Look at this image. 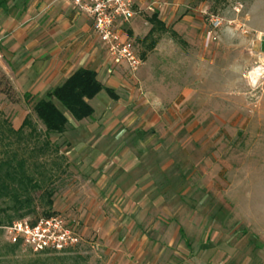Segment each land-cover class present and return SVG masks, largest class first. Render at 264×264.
Listing matches in <instances>:
<instances>
[{"label": "rangeland", "instance_id": "374dc122", "mask_svg": "<svg viewBox=\"0 0 264 264\" xmlns=\"http://www.w3.org/2000/svg\"><path fill=\"white\" fill-rule=\"evenodd\" d=\"M150 8L176 34L146 36L152 10L133 23L130 38L142 64L114 103L123 111L119 122H106L107 114L78 122L57 105L69 122L63 133H48L33 112L46 95L18 92L10 80L13 93L0 94V161L22 160L39 184L30 189L33 213L26 217L60 214L80 235L62 252L11 250L3 229L15 211L11 199L1 200L0 264H264V0ZM129 94L138 97L128 102ZM142 96L156 106L154 136L139 131L141 108H133ZM108 103L104 91L92 101L96 113ZM26 116L31 125L17 135ZM105 127L125 128L105 134ZM116 134V156L124 146L140 156L142 148L129 145L152 137L144 150L151 189L123 196L110 180L100 186L113 156L104 144ZM100 158L106 160L97 165Z\"/></svg>", "mask_w": 264, "mask_h": 264}, {"label": "crops", "instance_id": "0c3cea01", "mask_svg": "<svg viewBox=\"0 0 264 264\" xmlns=\"http://www.w3.org/2000/svg\"><path fill=\"white\" fill-rule=\"evenodd\" d=\"M181 1L135 0L137 14L125 25L127 36L130 38L133 23L139 19L140 14L152 10L150 5L176 4ZM154 13L157 14L158 20H163L158 8L153 9L145 19L146 24L150 23L151 27L150 18ZM172 31L176 34L174 29ZM263 45L264 41H261V48ZM111 67L112 63L106 58L102 43L90 30L88 17L76 12L67 0H0V70L9 78L18 92L42 97L63 83L76 69L86 68L94 71L97 80L103 85V89L88 101L93 108L92 116L107 114L106 122L112 118V124H115L119 122L123 111L118 106L114 107L121 101L122 95L128 93L125 86L128 74L123 68H115L111 74H108L107 70ZM129 79L138 81L136 77ZM105 88L111 89L116 98H112ZM103 91L107 94L110 103L102 112L96 113L92 101ZM137 97V95L129 94L128 102ZM145 98L142 96L136 100L133 109L141 108L139 131L145 134L151 130V135L154 136L153 129L158 127L159 116L156 106L148 103ZM109 108L110 111H108ZM134 117L129 119L133 120ZM123 128L125 127H105L103 133L118 134L117 131L120 132ZM82 130L89 133L92 128L85 127ZM117 134L113 136L114 139L104 144L106 149L111 148L110 156L120 143ZM151 138L138 139L129 145L132 148H142L143 153L140 156L126 151L125 146L123 147L125 150L119 156L112 154L113 156L106 163L108 166L111 165L110 171L107 170L100 177L102 180L100 186L110 180L115 192L123 196L126 195V191L142 192L151 189L153 180L144 184L147 176L153 174L152 168H148L150 166H144L150 164L147 163L144 150L150 144ZM104 159L106 160V158H100L97 165L103 163Z\"/></svg>", "mask_w": 264, "mask_h": 264}, {"label": "built area", "instance_id": "2783aa9c", "mask_svg": "<svg viewBox=\"0 0 264 264\" xmlns=\"http://www.w3.org/2000/svg\"><path fill=\"white\" fill-rule=\"evenodd\" d=\"M72 8L89 19L91 32L102 43L106 58L112 63L107 70L123 68L132 76L141 66L138 49L126 33L127 25L137 14L135 0H67ZM216 21V20H215ZM218 23L213 24V26ZM74 220L60 214L39 218L24 217L4 227L10 245L33 252H62L75 247L80 235Z\"/></svg>", "mask_w": 264, "mask_h": 264}, {"label": "trees", "instance_id": "16d2710c", "mask_svg": "<svg viewBox=\"0 0 264 264\" xmlns=\"http://www.w3.org/2000/svg\"><path fill=\"white\" fill-rule=\"evenodd\" d=\"M150 22L152 27L147 36L156 31L170 32L171 35H175L172 30L169 31L162 21L157 19L156 13L152 14ZM153 47V42L148 43V49ZM12 88L9 79L4 74H0V94L9 96L13 93ZM102 89L103 85L97 80L94 71L78 68L63 83L47 92L45 98L37 100L33 106V112L46 132L61 134L64 132L69 118L57 105L64 109L75 121L87 119L93 114V108L88 101ZM105 90L112 98H116L111 89L105 88ZM26 125H31L27 116L24 117L19 128L15 129L14 132L17 135L21 134ZM38 187L39 184L25 171L22 160L13 161V159L7 158L0 161V201L12 200V208L15 211L14 219L18 220L33 213L30 208L32 203L30 189ZM45 194L47 196L46 204L50 206L52 204L50 200L52 192L47 191ZM23 208L25 210L21 212L20 210ZM42 213L43 216L55 214L49 211H43ZM8 219L11 220L10 217ZM10 247L11 250H15L19 246L10 245Z\"/></svg>", "mask_w": 264, "mask_h": 264}, {"label": "bare ground", "instance_id": "6f19581e", "mask_svg": "<svg viewBox=\"0 0 264 264\" xmlns=\"http://www.w3.org/2000/svg\"><path fill=\"white\" fill-rule=\"evenodd\" d=\"M262 69V68H261ZM258 70V69H257Z\"/></svg>", "mask_w": 264, "mask_h": 264}]
</instances>
